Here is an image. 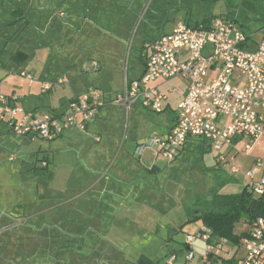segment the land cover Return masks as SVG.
Segmentation results:
<instances>
[{
  "label": "crops",
  "instance_id": "crops-1",
  "mask_svg": "<svg viewBox=\"0 0 264 264\" xmlns=\"http://www.w3.org/2000/svg\"><path fill=\"white\" fill-rule=\"evenodd\" d=\"M193 1L196 2L0 0V93L8 104L27 113L59 117L89 88L99 91L102 102L84 130L65 128L51 140L33 133L15 134L8 124V113L0 120V264L158 263L153 255L154 246L168 249L165 264L175 254L174 264L177 253L187 250L185 244L179 245L175 240V230L170 232L175 217L183 214L178 202L180 182L169 172L161 174L167 170V164L172 167L186 157L188 145L195 147L197 143L212 151L216 166L225 169L209 142L197 137L187 138L173 160L162 159L166 163L163 165L158 160L164 157L155 156L148 149L152 162L141 163L145 150L138 157L129 156L123 150L124 143H120L118 111L122 108L117 107V111L110 101L125 80L137 78L143 72L144 42L162 34L138 35L130 41L133 22L128 24L121 19L131 16L133 20L139 9L148 4L161 12L162 23L171 20L170 31L176 23L175 13L180 11L183 20L178 21L188 24L215 17L202 15L192 19L191 10L182 4L191 5ZM169 3L177 5L174 16L167 11ZM238 26L244 32L243 26ZM263 27L264 24L256 31L261 37ZM127 43L135 50L140 70L132 77L126 71L121 78ZM78 50L83 58H73ZM63 54L68 59L62 58ZM21 72L29 73L32 82ZM62 77L67 81L59 82ZM43 84L49 89L43 91ZM163 85L160 81L150 84L160 89ZM138 105L141 106H134ZM175 108L167 98L162 111L170 109L172 114L161 135L174 125ZM21 119L22 114L18 113L15 120ZM133 131L136 133V129ZM144 143L136 142L132 152ZM54 148L58 151L53 152ZM56 157L60 161L55 163ZM210 178L212 187L206 185L204 190L217 189L211 198L216 193H236L227 188L225 179L232 177H209L208 181ZM243 184L246 187L244 177ZM181 194L183 198L185 191ZM200 213L192 208L186 221ZM168 214L173 216L167 217Z\"/></svg>",
  "mask_w": 264,
  "mask_h": 264
},
{
  "label": "built area",
  "instance_id": "built-area-1",
  "mask_svg": "<svg viewBox=\"0 0 264 264\" xmlns=\"http://www.w3.org/2000/svg\"><path fill=\"white\" fill-rule=\"evenodd\" d=\"M261 33V39L250 48L248 37L235 22L213 17L197 24L178 21L170 32L145 41L143 72L137 78L125 80L110 104L121 107L126 116L135 104L161 112L168 96L159 86L150 84L181 79L186 85L168 90L183 93L176 104L174 125L165 135L150 136L136 149V156L147 147L155 156L171 161L187 138L197 137L209 142L222 168L239 173L235 155H250L254 142L264 131V27ZM21 76L29 83L33 80L29 73L21 72ZM66 81L65 77L59 79ZM47 89L49 86L43 84L42 90ZM101 103L99 91L89 88L69 104L65 113L52 117L10 106L0 93V120L8 113V124L15 134L33 133L51 140L65 128L84 130ZM18 113L22 114L19 121L15 120ZM242 142L243 147L238 148L237 144ZM244 178L254 195L264 193V161L254 157ZM237 225L241 228L235 226V233H242L238 243L224 237L210 242L211 229L204 225L194 235L186 234L185 261L194 258L192 243L199 238L206 248L202 264H264V218ZM239 248L244 252L240 256ZM174 260L175 254H171L166 264H173Z\"/></svg>",
  "mask_w": 264,
  "mask_h": 264
},
{
  "label": "rangeland",
  "instance_id": "rangeland-1",
  "mask_svg": "<svg viewBox=\"0 0 264 264\" xmlns=\"http://www.w3.org/2000/svg\"><path fill=\"white\" fill-rule=\"evenodd\" d=\"M196 2H191V5H183L186 6V8L190 9L192 12V19L199 18L202 15H214L215 17H224L228 20H231L234 22L236 21L237 25H242L243 30L246 36H248V42L250 44V48L252 47V43L258 41L261 38V35L256 32L257 29L264 24V1L262 0H195ZM149 3V1L147 2ZM151 3V2H150ZM136 8V7H134ZM168 13H170V16H174L175 21L183 20L181 19L183 16V13L177 12L175 13V9L177 8V5L173 3H169ZM163 8H160L162 10ZM166 11V12H167ZM163 13V12H162ZM175 13V14H174ZM3 17L8 18V16H5L6 14L3 13ZM209 14V15H208ZM163 17L161 16V12L152 10V6L150 4L144 5L139 9L137 12V16L131 20V16H129L126 20H122V22L125 23H132L130 27V41L131 39L135 38L138 35H146V36H156L158 33H165L170 31L172 28V22L171 20L168 23H162ZM191 19V20H192ZM191 24H193V20L190 21ZM129 41V42H130ZM131 43H127L125 53L122 57L121 62V78L123 75H125V72L127 71L128 76L132 77L135 76L140 70V65L136 62L135 57V50L134 48L131 49ZM73 58L76 57H82L84 54H79L78 52H75L72 54ZM62 58H66L65 54L62 55ZM83 58V57H82ZM81 58V59H82ZM185 81L181 79H172L168 82H165V84L162 87V90L166 92L168 96L169 102L172 104V107H176L177 102L179 101V95L169 92L168 90L171 87H183L185 88ZM139 106V105H138ZM115 108V107H113ZM117 108V107H116ZM115 108V109H116ZM117 111L119 108L116 109ZM170 109L162 112H154L150 109L144 108L142 106H133L129 112V114L126 116L123 109H120L118 111V117L120 119V127L122 129L121 131V141L120 143H124L123 150L126 151L129 156L131 154H134L136 156L137 153H134L138 147H141V145H138L133 151V146L136 142H146L147 139L152 135H159L161 136V133L164 131L165 124L170 118L171 115ZM136 129V133L135 130ZM124 132V133H123ZM238 143L237 147L242 148L243 144ZM189 148V150H188ZM188 148L185 153L187 154L185 158H181L178 161L174 162L172 167H169L168 164L166 165V171L164 170L161 174V176L166 175L168 172L170 173V176L176 178L177 185H179L178 193L181 197V193L185 191V195L182 198H178V202L181 204V211H183V214L177 215L174 219V227H170V232H173L175 230L174 238L177 242L181 243L179 245H183L186 243V234H195L197 230H199L202 227V221L201 219H193L191 221H186V215L190 216L192 214V208L196 210H200L201 213H206L213 211V207L211 205V195L212 193L216 192L217 189H208L206 185L210 187L211 186V178L208 181L209 177H232L229 179H225L227 184V188L230 192H241L244 188L243 184V177L246 170H248L251 166V161L254 157H259L264 161V131L262 132L261 137L254 142L252 151L250 155H244L243 153H238L235 156L234 163L238 164L240 167V172L242 175H231L227 170H221L218 168L215 162L214 153L212 151H206L203 149L202 143L195 144V147L192 146V144L188 145ZM194 148V149H193ZM196 148V149H195ZM146 149L150 150L153 153V151L147 147L143 149L144 153L142 154V157L140 159L141 163L146 161H153L151 157V152L146 151ZM58 150L56 148L53 149V152H57ZM142 151V152H143ZM141 152V153H142ZM66 154V153H65ZM64 154V156H65ZM60 155V154H59ZM63 155V154H62ZM161 156V155H160ZM61 157V156H60ZM73 157L77 158L76 155H73ZM133 157V156H132ZM131 159H134L132 158ZM137 157V156H136ZM162 157V156H161ZM161 160H158L159 164L163 165L165 162L162 161V159L165 158H159ZM60 161L58 157H56L55 163ZM62 161V160H61ZM136 163L137 160H135ZM166 164V163H165ZM63 171V175H67V171ZM80 172V169H78ZM47 175V174H46ZM46 175L43 174V177H46ZM48 174L47 176H49ZM207 177V178H206ZM214 185V184H213ZM225 188V189H227ZM211 190V191H210ZM221 190V189H219ZM224 190V189H223ZM198 191V193H197ZM209 191V192H208ZM189 194V195H188ZM197 203V205H191L190 203ZM186 213V214H185ZM167 217L173 216L172 214L166 215ZM186 221V222H185ZM182 229L178 228L180 225H182ZM236 229L241 228V225H236ZM151 248V247H150ZM173 248V247H171ZM192 248L195 252V256L191 261H185L183 259L184 254L186 250H182L177 253V259L174 264H202V256L205 254V242L202 241L199 238H196L195 241L192 243ZM153 255L154 258L157 259L159 262L157 264H165L164 260L166 255L168 254V249L166 247L160 248L158 246H154L153 248ZM243 249L239 248L237 255H242Z\"/></svg>",
  "mask_w": 264,
  "mask_h": 264
},
{
  "label": "trees",
  "instance_id": "trees-1",
  "mask_svg": "<svg viewBox=\"0 0 264 264\" xmlns=\"http://www.w3.org/2000/svg\"><path fill=\"white\" fill-rule=\"evenodd\" d=\"M211 205L213 211L200 213L193 219H201L202 224L211 229L210 242L214 243L222 237L232 243H238L242 237V233L239 235L235 233V226L238 223H251L259 217L264 218V193L254 195L247 187L239 193H216L211 198Z\"/></svg>",
  "mask_w": 264,
  "mask_h": 264
}]
</instances>
